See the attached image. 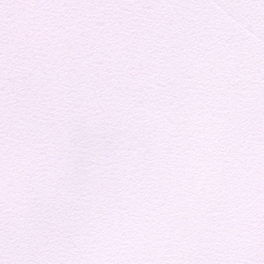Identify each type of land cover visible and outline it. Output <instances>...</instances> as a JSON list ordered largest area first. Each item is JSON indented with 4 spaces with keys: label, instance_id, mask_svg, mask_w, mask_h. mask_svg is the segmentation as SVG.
<instances>
[{
    "label": "snow or ice",
    "instance_id": "6c2138e0",
    "mask_svg": "<svg viewBox=\"0 0 264 264\" xmlns=\"http://www.w3.org/2000/svg\"><path fill=\"white\" fill-rule=\"evenodd\" d=\"M0 264H264V0H0Z\"/></svg>",
    "mask_w": 264,
    "mask_h": 264
}]
</instances>
